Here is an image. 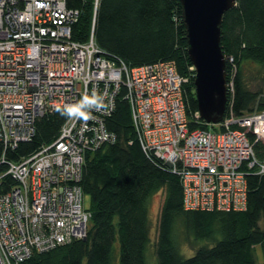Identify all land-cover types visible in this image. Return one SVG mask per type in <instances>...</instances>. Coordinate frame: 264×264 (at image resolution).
Segmentation results:
<instances>
[{"label":"built area","instance_id":"built-area-1","mask_svg":"<svg viewBox=\"0 0 264 264\" xmlns=\"http://www.w3.org/2000/svg\"><path fill=\"white\" fill-rule=\"evenodd\" d=\"M68 1L0 0V264L86 237L84 157L116 141L106 123L118 99L128 104L142 152L179 176L185 209L245 210L247 175H264V152L254 147L264 144V109H228L217 123L198 111L189 117L188 77L173 61L131 66L109 57L93 26L88 40H73L80 10ZM85 97L100 98L86 116L67 117L49 144L10 157L34 137L40 117ZM191 121L202 126L190 129Z\"/></svg>","mask_w":264,"mask_h":264},{"label":"trees","instance_id":"trees-1","mask_svg":"<svg viewBox=\"0 0 264 264\" xmlns=\"http://www.w3.org/2000/svg\"><path fill=\"white\" fill-rule=\"evenodd\" d=\"M67 5L80 10L73 40H88L93 26L95 42L109 57L131 66L173 61L188 77L183 93L187 115L198 111L179 0H100L95 14L93 0H69ZM220 47L226 73L235 70L230 78L226 74L225 112L264 109V0H237L222 15ZM252 63L263 70V86L257 90L249 89L243 73ZM64 110L40 117L34 137L20 143L10 157L28 155L54 140L67 118L61 115ZM200 123L191 121L190 129ZM106 125L116 141L86 152L79 182L89 198L85 240L33 253L20 264H146L149 246L157 264H264L257 259V248L264 252V175L247 176L245 210L185 209L179 176L142 152L125 100L118 99ZM254 147L262 157L264 144L258 141ZM156 195L160 204L151 243L150 211ZM183 242L193 249L191 256L182 254Z\"/></svg>","mask_w":264,"mask_h":264},{"label":"water","instance_id":"water-1","mask_svg":"<svg viewBox=\"0 0 264 264\" xmlns=\"http://www.w3.org/2000/svg\"><path fill=\"white\" fill-rule=\"evenodd\" d=\"M186 29L188 56L193 66L199 116L219 122L227 102L225 58L220 47L222 15L237 0H179ZM85 240V238H83Z\"/></svg>","mask_w":264,"mask_h":264},{"label":"rangeland","instance_id":"rangeland-1","mask_svg":"<svg viewBox=\"0 0 264 264\" xmlns=\"http://www.w3.org/2000/svg\"><path fill=\"white\" fill-rule=\"evenodd\" d=\"M229 63L231 64V66L233 65V61H231ZM225 64H226V62H225ZM262 72H263V70L258 65L254 64V63H252L251 65H247L243 69L245 82H246L247 86L249 87V89L257 90L263 86ZM228 73H229V75L226 73L228 77L230 75H232V76L234 75V73L232 74V68H230ZM226 82H227V80H226ZM229 85H230V83H229ZM227 89H228V82H227ZM216 127H217V125H216ZM88 204H89V198H88V196L84 195L83 196V207L85 209H87L86 207L88 206ZM159 204H160L159 196L156 195L153 197V203L151 204V211H150V222H151L150 240H151V243H152V237L154 235V223H155V219H157V207ZM180 246H181V252L184 256L188 257V256H191L193 254L194 251L190 247V245L185 244V242H183V243H180ZM257 259H258L259 263H264V252L261 251L260 248H257ZM146 264H157L156 255H155V252L153 253V247L152 246H149V248L147 250Z\"/></svg>","mask_w":264,"mask_h":264},{"label":"clouds","instance_id":"clouds-1","mask_svg":"<svg viewBox=\"0 0 264 264\" xmlns=\"http://www.w3.org/2000/svg\"><path fill=\"white\" fill-rule=\"evenodd\" d=\"M99 100L100 98H97L96 100H90L89 98L85 97L79 104L70 106L62 111L61 115L73 119L86 116L87 110H89L93 105L97 104Z\"/></svg>","mask_w":264,"mask_h":264},{"label":"bare ground","instance_id":"bare-ground-1","mask_svg":"<svg viewBox=\"0 0 264 264\" xmlns=\"http://www.w3.org/2000/svg\"><path fill=\"white\" fill-rule=\"evenodd\" d=\"M250 174H251V173H249L248 175H250ZM248 175H247V176H248Z\"/></svg>","mask_w":264,"mask_h":264}]
</instances>
